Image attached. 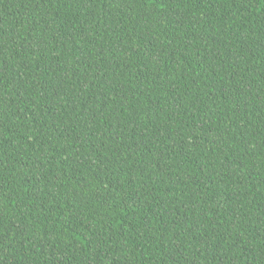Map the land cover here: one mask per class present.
Masks as SVG:
<instances>
[{
  "label": "trees",
  "instance_id": "trees-1",
  "mask_svg": "<svg viewBox=\"0 0 264 264\" xmlns=\"http://www.w3.org/2000/svg\"><path fill=\"white\" fill-rule=\"evenodd\" d=\"M0 264H264V0H0Z\"/></svg>",
  "mask_w": 264,
  "mask_h": 264
}]
</instances>
